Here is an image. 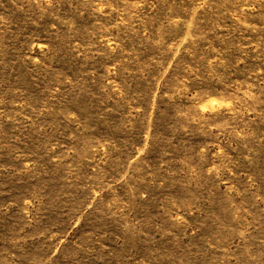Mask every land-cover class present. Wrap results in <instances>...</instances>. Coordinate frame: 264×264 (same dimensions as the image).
<instances>
[{
    "label": "rangeland",
    "instance_id": "rangeland-1",
    "mask_svg": "<svg viewBox=\"0 0 264 264\" xmlns=\"http://www.w3.org/2000/svg\"><path fill=\"white\" fill-rule=\"evenodd\" d=\"M0 264H264V0H0Z\"/></svg>",
    "mask_w": 264,
    "mask_h": 264
}]
</instances>
